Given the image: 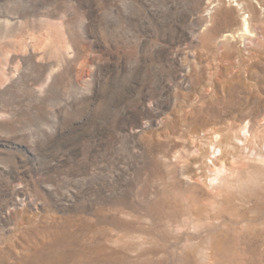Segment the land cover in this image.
Masks as SVG:
<instances>
[{
	"label": "rangeland",
	"instance_id": "rangeland-1",
	"mask_svg": "<svg viewBox=\"0 0 264 264\" xmlns=\"http://www.w3.org/2000/svg\"><path fill=\"white\" fill-rule=\"evenodd\" d=\"M248 121L264 0H0V264H264L250 160L193 179Z\"/></svg>",
	"mask_w": 264,
	"mask_h": 264
},
{
	"label": "bare ground",
	"instance_id": "bare-ground-1",
	"mask_svg": "<svg viewBox=\"0 0 264 264\" xmlns=\"http://www.w3.org/2000/svg\"><path fill=\"white\" fill-rule=\"evenodd\" d=\"M207 135L203 148L201 145L195 147V152L202 158L193 178L196 182L203 181L211 189L222 186L223 176L228 172L227 161L235 162L241 157L248 158L255 174L264 178V122L251 124L248 121L235 128L228 125L225 130H215ZM204 168L212 176L203 173Z\"/></svg>",
	"mask_w": 264,
	"mask_h": 264
}]
</instances>
